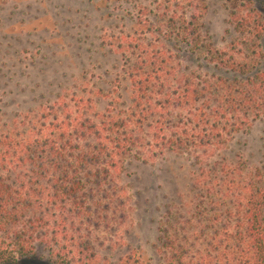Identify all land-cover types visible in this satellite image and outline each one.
Returning <instances> with one entry per match:
<instances>
[{"label": "trees", "instance_id": "1", "mask_svg": "<svg viewBox=\"0 0 264 264\" xmlns=\"http://www.w3.org/2000/svg\"><path fill=\"white\" fill-rule=\"evenodd\" d=\"M225 4L235 32L226 50L203 36L205 0L142 5L119 43L127 98L115 87L103 114L83 98L63 101L0 133V264L40 249L51 264H99L94 205L129 158L177 153L204 164L264 122V14L251 0ZM187 58L193 67L182 64ZM244 174L216 161L200 168L201 213L183 234L162 228L166 264H264L262 175ZM204 217L211 225L192 235Z\"/></svg>", "mask_w": 264, "mask_h": 264}, {"label": "rangeland", "instance_id": "2", "mask_svg": "<svg viewBox=\"0 0 264 264\" xmlns=\"http://www.w3.org/2000/svg\"><path fill=\"white\" fill-rule=\"evenodd\" d=\"M163 1L0 0V133L22 129L27 117H38L63 101L83 98L93 113L103 114L119 95L111 94L115 87L127 98L119 43L135 25L142 5L156 10ZM251 1L264 14V0ZM225 3L205 0L200 20L203 36L220 50L235 37ZM192 62L182 60L184 66L193 67ZM204 161L177 153L146 163L129 158L94 205L98 221L91 238L99 264H166L162 228L183 234L181 227L197 215L200 199L194 183L207 162L239 167L246 178L260 172L264 185V122L235 135L218 155ZM206 209L213 212L212 205ZM204 225H211L207 217L194 222L190 233ZM199 243L203 248L204 239ZM16 264L51 263L40 249Z\"/></svg>", "mask_w": 264, "mask_h": 264}]
</instances>
